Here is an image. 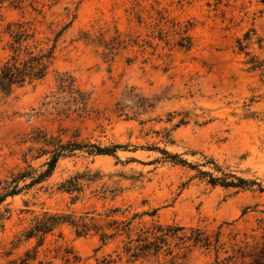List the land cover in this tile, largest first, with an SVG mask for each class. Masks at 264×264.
<instances>
[{
  "label": "rangeland",
  "instance_id": "obj_1",
  "mask_svg": "<svg viewBox=\"0 0 264 264\" xmlns=\"http://www.w3.org/2000/svg\"><path fill=\"white\" fill-rule=\"evenodd\" d=\"M15 22L32 33L23 45L52 52L42 79L0 94V180L27 163L39 168L44 162L46 156L23 161L35 128L63 141L123 148L114 155L77 152L61 158L46 181L8 197L0 205V264H22L26 251L34 258L29 264L213 259L212 250L183 252L171 245L174 260L162 253L132 261L122 253L125 233L101 245L93 232L76 236L67 225L56 227L41 245L36 239L18 241L44 211L77 216L91 211L102 224L123 220L131 237L153 222L220 226L224 240L230 233L248 244L264 237V189L210 186L194 169L166 161L158 151L191 164L212 158L264 188L260 0H0V66L9 54L13 26L7 24ZM64 72L90 94L86 113L59 112L70 100L56 88ZM71 177H78L80 191L60 187Z\"/></svg>",
  "mask_w": 264,
  "mask_h": 264
},
{
  "label": "trees",
  "instance_id": "obj_2",
  "mask_svg": "<svg viewBox=\"0 0 264 264\" xmlns=\"http://www.w3.org/2000/svg\"><path fill=\"white\" fill-rule=\"evenodd\" d=\"M264 7V0H260ZM11 40L7 44L9 54L0 66V94L7 95L13 88H19L31 82L42 79L51 59V49L47 51L39 50L35 52L27 44L22 43L32 37L28 33L29 28L21 22L7 24ZM239 43V49L242 45ZM35 48V47H34ZM56 88L60 93H67L70 100L64 104L66 107L59 110L61 113L74 112L76 114L86 113L89 108L90 94L83 90L77 83L75 77L68 72L58 75ZM30 143L23 154V161L27 158L31 160L46 156L39 168L32 167L29 163L26 169L10 173L9 177L0 180V205L8 198L14 197L24 190H29L35 185L46 181L53 173L59 159L70 157L77 152H84L87 155H114L117 149L123 148L120 144L101 146L89 142L77 141L75 139L62 140L59 134L48 133L47 131L35 128L31 130L26 139ZM158 149V148H157ZM164 155L166 161L173 164L187 166L196 171L195 177L205 180L210 186H220L222 188H235L249 190L256 188L259 192L264 188L255 180L236 176L226 171L214 159L203 156L200 164H191L181 159L178 154H173L165 149H158ZM199 166L206 169H200ZM60 187L65 192L80 191L78 177H71ZM116 211V210H113ZM99 215V214H97ZM67 225L73 229L76 236H85L91 232L98 236L101 245H105L107 240L120 233H125L127 241L122 245V253L132 261L157 258L159 255H172L171 245L183 252L194 248L204 251H213V259L207 264H264V237L260 241L248 244L246 241H237L236 234H228L226 240L220 226L207 228L206 226L194 225L183 226L178 224H160L153 222L148 226H142L133 237L129 236V222L123 220L110 219L104 224L91 211L82 212L80 215L65 212L50 213L44 211L35 215L31 224L24 228L18 241L36 239L41 245L47 234L56 227ZM3 226L0 222V228ZM230 253H228V248ZM64 256L66 262L70 261V252ZM220 253L226 254L224 257ZM175 254L171 259L174 260ZM34 258L29 251L24 253L22 264H29ZM38 264H43L38 261ZM103 264H117L114 259H103Z\"/></svg>",
  "mask_w": 264,
  "mask_h": 264
}]
</instances>
